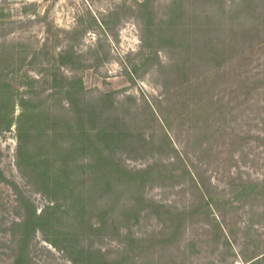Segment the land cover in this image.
Returning a JSON list of instances; mask_svg holds the SVG:
<instances>
[{"label":"rangeland","instance_id":"rangeland-1","mask_svg":"<svg viewBox=\"0 0 264 264\" xmlns=\"http://www.w3.org/2000/svg\"><path fill=\"white\" fill-rule=\"evenodd\" d=\"M0 62V264H264V0H0Z\"/></svg>","mask_w":264,"mask_h":264},{"label":"trees","instance_id":"trees-1","mask_svg":"<svg viewBox=\"0 0 264 264\" xmlns=\"http://www.w3.org/2000/svg\"><path fill=\"white\" fill-rule=\"evenodd\" d=\"M1 61H4L3 57L1 58ZM12 61H14V58H11V62H9V61L6 62V65L8 66V68L13 66L12 65ZM0 63H2V62H0ZM1 71L4 72L5 70H1ZM10 72H11V70L9 72H7V74H5V79L7 78V76L9 75L8 73H10ZM2 82L3 83L0 85V90L1 91H4V90L7 91L8 88L10 87L9 83H7L5 80H3ZM8 98L11 99L12 97L11 98L8 97ZM81 112H83L85 114V116L89 115L90 118H92L94 114H97V111L87 112L85 108H83ZM24 115H25V119H27V120L33 118L30 114H26L25 113ZM35 120H36V117H34V119L32 120V122H30V125L27 128H23V126L19 127V132H18V134H19V138H18V141H19V146H18L19 156H21L22 152H24L26 154V157H28L27 156V155H29L28 152L32 149V144H30V141H32L34 138L35 139H40L39 137H34V135H33V130L34 129H33L32 123H34ZM62 133H64V132H62ZM86 133H87V131H85V130L84 131H79L78 132V136L76 137L77 138V143H83V148L84 149L87 148V145L84 142V140L87 139L86 136H85ZM87 134L90 135L89 132ZM55 135L58 136V135H63V134H61L59 131H56ZM114 135H115V138L119 137L118 133H114ZM99 136H102L104 138V140L108 137V135L102 134V132L99 133ZM37 165L41 166L42 164L38 163ZM208 204H210V203H208ZM39 217H41V216H39ZM51 244L53 246L57 247L56 243L51 242Z\"/></svg>","mask_w":264,"mask_h":264}]
</instances>
